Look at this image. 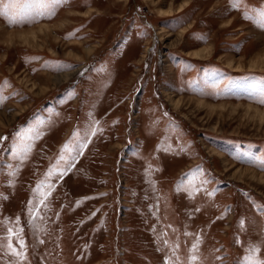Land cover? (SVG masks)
<instances>
[{
  "label": "rangeland",
  "instance_id": "obj_1",
  "mask_svg": "<svg viewBox=\"0 0 264 264\" xmlns=\"http://www.w3.org/2000/svg\"><path fill=\"white\" fill-rule=\"evenodd\" d=\"M262 14L264 0H62L0 16V264H264V183L223 161L264 175V124L189 99L264 109ZM39 24L50 33L27 32Z\"/></svg>",
  "mask_w": 264,
  "mask_h": 264
},
{
  "label": "snow or ice",
  "instance_id": "obj_2",
  "mask_svg": "<svg viewBox=\"0 0 264 264\" xmlns=\"http://www.w3.org/2000/svg\"><path fill=\"white\" fill-rule=\"evenodd\" d=\"M33 2L40 4V10L36 11L34 14H31L30 9ZM61 2L62 0H26L23 11H20L16 8L17 0H6V2L5 0H0V4L3 5L2 7H0V16L7 17L10 25L19 24L24 22L25 20H35L37 16H51L56 6L59 5ZM238 2L239 0H230V4H232L233 6H235ZM253 98L255 99L256 103L264 105V89H261L260 92L257 93L256 96ZM93 134L95 133L93 132ZM82 147H84L83 142L74 143L71 144V146L69 144H66L62 149V152L68 154V159L65 160L63 155L60 157V159L64 161V163L70 168L75 158L71 155V153L75 152L76 155H79L80 149ZM53 174V172L49 173L50 176ZM62 174L63 173H61V175ZM21 246H23L22 241ZM193 247H195V245ZM9 248H12L11 244H9ZM254 251H256V249L250 250V252ZM12 255L22 258L23 253L16 252L15 249H12ZM246 260L252 262V264H256L255 258L252 255H249Z\"/></svg>",
  "mask_w": 264,
  "mask_h": 264
},
{
  "label": "bare ground",
  "instance_id": "obj_3",
  "mask_svg": "<svg viewBox=\"0 0 264 264\" xmlns=\"http://www.w3.org/2000/svg\"><path fill=\"white\" fill-rule=\"evenodd\" d=\"M188 5V3L186 4ZM184 3H180L177 7L176 11H181L183 10V8L186 6ZM172 9L169 8L167 11H171ZM168 14V13H167ZM231 22V21H230ZM0 34L2 35L4 33V30L2 29V27H0ZM28 30V33H40L42 35H46L50 33V29H49V25L48 24H39L37 26H33L31 28L26 29ZM11 31V30H10ZM21 31H25V29L21 30ZM186 30H183V33ZM8 33V31H7ZM9 35V34H8ZM4 35H2L3 38ZM178 36V35H177ZM1 38V39H2ZM177 38V37H176ZM175 45V44H174ZM173 45V46H174ZM204 50V48H198V49H194L190 52V54H192L193 56L198 57L200 54H202V51ZM239 67V66H238ZM239 69V68H237ZM69 74H65L63 75L64 79L68 78ZM56 81H60L58 79H55ZM190 100H193L194 102H196L198 105H202V106H207L209 105L211 110H220L221 113H223L224 111H227L228 109H233L234 111L240 112V111H244V117L246 118H254L255 121L257 122V124L259 126H262V124H264V109H260L259 107L257 108L256 106H251L248 104H243V103H224V102H220V103H216V104H208L204 101L201 100H195L193 98H189ZM182 100V97L176 98V100L173 101V105L174 107L179 110L180 106L179 102ZM220 114V113H219ZM212 116V115H211ZM212 118V117H211ZM216 153V152H215ZM218 155V154H217ZM219 157V156H218ZM221 159V158H220ZM228 159H223L224 162H226L227 166H226V171L229 172L232 177L237 176V178L239 179H250L254 182H259V183H264V175L259 174L249 168H245V167H236L233 164L230 163V161H227ZM236 165V164H235ZM239 166V165H238Z\"/></svg>",
  "mask_w": 264,
  "mask_h": 264
}]
</instances>
